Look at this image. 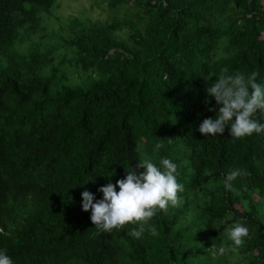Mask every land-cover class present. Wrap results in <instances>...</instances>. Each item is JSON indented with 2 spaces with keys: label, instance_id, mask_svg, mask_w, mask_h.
Wrapping results in <instances>:
<instances>
[{
  "label": "trees",
  "instance_id": "trees-1",
  "mask_svg": "<svg viewBox=\"0 0 264 264\" xmlns=\"http://www.w3.org/2000/svg\"><path fill=\"white\" fill-rule=\"evenodd\" d=\"M55 4L0 0V248L14 264H264V136L198 131L214 115L205 78L264 80V0H108L124 19L70 18L59 45L30 47L28 25L53 37L42 23ZM161 156L184 191L151 219L158 234L99 231L81 192L99 199L125 167ZM233 168L244 175L228 191ZM237 220L250 234L232 251Z\"/></svg>",
  "mask_w": 264,
  "mask_h": 264
},
{
  "label": "clouds",
  "instance_id": "clouds-1",
  "mask_svg": "<svg viewBox=\"0 0 264 264\" xmlns=\"http://www.w3.org/2000/svg\"><path fill=\"white\" fill-rule=\"evenodd\" d=\"M258 75L255 70L245 74L239 70L229 73L222 69L215 79L205 78L207 95L204 102L210 105L211 100H215V105L208 109L214 115L204 118L199 123L198 131L205 136L216 135L222 134L225 126H228L229 134L234 139L253 133L264 136V80H257ZM161 147L157 142L153 151ZM125 168L123 178L115 183L109 179L98 188L102 193L101 198L95 199V194L88 189L82 191V210H90V220L101 232L110 233L125 224H135L136 227L127 232L133 239L142 238L146 231L155 236L158 234L157 228L150 223L151 219L158 211L177 206L180 202L178 193L184 191L183 184L177 179V163L167 156H161L158 161L146 157L139 158L137 166L143 171L130 166ZM242 175L244 173L239 168L227 171L224 189L233 190V181ZM225 234L230 241L228 248L236 251L250 233L248 226L237 220L225 229ZM225 250L224 246L218 249L220 253ZM0 264H14L4 248H0Z\"/></svg>",
  "mask_w": 264,
  "mask_h": 264
},
{
  "label": "rangeland",
  "instance_id": "rangeland-1",
  "mask_svg": "<svg viewBox=\"0 0 264 264\" xmlns=\"http://www.w3.org/2000/svg\"><path fill=\"white\" fill-rule=\"evenodd\" d=\"M125 12L126 11L122 8L116 14L115 11L110 9L108 0H56L55 6L47 14H51V17L42 23L44 27L49 28L48 31L52 29L49 33L52 34L53 37L45 36L42 38L41 36L45 34L44 29L36 30L33 29L34 27L29 28V25L25 27L23 34H26V39L30 40L27 41L30 42V47H34L38 44V47L44 50L49 47H54V45H59L56 43L58 42V38H60V34L54 29L58 28L61 21L64 23L70 18H87L93 21L105 22L115 16L124 19ZM46 17L47 16H44V19H46ZM64 33L68 35L67 31ZM260 200L263 202L261 210L264 211V199L260 198ZM227 260L228 264H234L232 258H227Z\"/></svg>",
  "mask_w": 264,
  "mask_h": 264
}]
</instances>
